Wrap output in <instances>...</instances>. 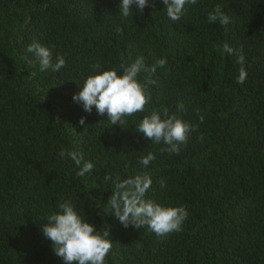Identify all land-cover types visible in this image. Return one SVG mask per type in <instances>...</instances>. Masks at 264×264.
Returning a JSON list of instances; mask_svg holds the SVG:
<instances>
[{
	"label": "trees",
	"instance_id": "16d2710c",
	"mask_svg": "<svg viewBox=\"0 0 264 264\" xmlns=\"http://www.w3.org/2000/svg\"><path fill=\"white\" fill-rule=\"evenodd\" d=\"M120 3L0 0V264H65L41 230L64 202L109 230L105 264H264V0H197L179 21L163 0L143 13L133 4L127 17ZM218 4L227 25L208 20ZM36 42L64 66L41 71L26 51ZM139 56L166 59L144 112L111 125L73 99L94 64L119 70ZM153 108L193 125L178 154L136 131ZM73 150L94 165L83 177L60 155ZM137 173L151 176L146 199L186 209L180 231L158 237L105 212L116 184Z\"/></svg>",
	"mask_w": 264,
	"mask_h": 264
},
{
	"label": "clouds",
	"instance_id": "9594fccd",
	"mask_svg": "<svg viewBox=\"0 0 264 264\" xmlns=\"http://www.w3.org/2000/svg\"><path fill=\"white\" fill-rule=\"evenodd\" d=\"M197 0H163L167 16L172 21H179L186 3L195 4ZM137 6V11L143 13L149 0H121L120 13L127 17L133 10L132 5ZM155 8V0H152ZM209 22H219L221 25L229 23V17L218 4L208 14ZM32 53L39 63L40 70L52 68L58 71L65 64L63 56H57L53 63L50 49L40 43H32L26 49ZM223 51L229 54L234 49L228 43L223 45ZM236 63L238 69L237 83L243 84L247 78L244 67L245 57L242 49L237 53ZM166 59L161 58L154 64L145 63L144 57L139 56L134 60L122 62L117 68L100 70V64L92 67L95 73L89 75L81 91L76 93L73 99L83 105L86 112H91L95 106L98 114L107 113L111 125L124 123V117L133 116L138 112H144L151 99L148 91L149 84L155 83L152 76L157 67H164ZM143 74V79L141 75ZM178 108L183 109V104ZM203 115H200L201 122ZM85 123V117H81L80 124ZM193 130V125L178 118L175 113L169 115L167 108H153L148 115L137 125L136 131L142 133L156 144L166 145L162 151L178 154L181 145L186 143L188 133ZM61 156H68L78 167L77 175L85 176L90 173L94 165L90 161H84L82 154L73 150L61 151ZM155 157L149 152L142 157V164L147 166ZM110 179V177H106ZM152 184L148 173H137L116 184V190L112 193L107 203L111 212L125 227L129 225L136 229L147 226L158 237H164L172 232L180 231L187 211L183 207L165 206L155 201L146 199L147 190ZM161 186L164 182L161 181ZM60 211L50 214L47 222L41 225V230L46 239L52 242L54 252L61 257L65 264H105V258L112 248L110 232L100 231L95 224L84 219L71 202L59 205Z\"/></svg>",
	"mask_w": 264,
	"mask_h": 264
}]
</instances>
